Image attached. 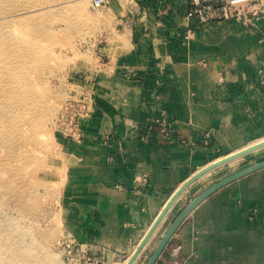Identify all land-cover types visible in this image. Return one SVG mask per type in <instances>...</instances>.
Listing matches in <instances>:
<instances>
[{"label":"crops","instance_id":"crops-1","mask_svg":"<svg viewBox=\"0 0 264 264\" xmlns=\"http://www.w3.org/2000/svg\"><path fill=\"white\" fill-rule=\"evenodd\" d=\"M189 3L106 6L114 26L94 48L84 139L68 141L64 213L103 264L138 249L133 264H147L185 208L169 226L165 209L264 162V18L205 23ZM154 264H264V165L204 197Z\"/></svg>","mask_w":264,"mask_h":264},{"label":"rangeland","instance_id":"rangeland-1","mask_svg":"<svg viewBox=\"0 0 264 264\" xmlns=\"http://www.w3.org/2000/svg\"><path fill=\"white\" fill-rule=\"evenodd\" d=\"M106 8L91 0H0V22L17 26L5 33L29 42L40 58L30 63L17 50L0 60V129L16 135L13 145L0 141V264H75L63 241L73 202L68 126L79 117L76 99L89 92L100 32L114 26ZM184 201L164 210L167 226L191 202Z\"/></svg>","mask_w":264,"mask_h":264},{"label":"built area","instance_id":"built-area-1","mask_svg":"<svg viewBox=\"0 0 264 264\" xmlns=\"http://www.w3.org/2000/svg\"><path fill=\"white\" fill-rule=\"evenodd\" d=\"M95 7H106L109 0H91ZM188 18H197L202 22L209 23L214 20L234 19L245 23H252L255 19L264 18L263 0H190L186 13ZM93 97L90 93H82L76 99L74 107L78 118L68 126L69 135L81 142L84 139L83 127L80 123L82 117L88 118L93 113ZM75 117V116H74ZM68 256L75 264H103L102 260L92 255L83 247L75 237L66 232L63 236Z\"/></svg>","mask_w":264,"mask_h":264},{"label":"bare ground","instance_id":"bare-ground-1","mask_svg":"<svg viewBox=\"0 0 264 264\" xmlns=\"http://www.w3.org/2000/svg\"><path fill=\"white\" fill-rule=\"evenodd\" d=\"M12 8L11 7H4L1 10L4 9L3 12H6L7 13ZM14 9H12V10H14ZM5 17H7V16H5ZM5 17H3V18H5ZM9 17H10V15H9ZM3 20H5V19H3ZM8 22H9V24H7ZM15 23L16 22L13 21V23L11 24V21L10 20L9 21H4V22L2 21V23L0 22V49L3 48V52L0 51V60H3L8 55H11V57H12V56H15V54L16 55L21 54V55H25L26 58L30 61V63L32 62L33 64H37V61H39L40 58L36 56V50H35V47L34 46L31 47L32 45H30L29 42L22 41L18 37H14L13 35H8L7 33H5V31H4L5 28H8L9 26L10 27L13 26V28L15 30V28L17 27V26H14ZM14 30L12 32H14ZM17 50H18V53L19 54L16 53ZM9 74H10V72H8L6 75H9ZM1 92H5V91H1ZM0 96H4V95H1V93H0ZM2 113H3V115L5 114V112H2ZM11 128H13V127H11ZM14 136H16V135H14L13 132H9L8 130H2V129H0V141L1 142H4V141H7L8 142L9 141L13 145V142L15 140V137ZM12 148H13V146H12ZM26 159H29V158H26ZM1 167H2V164H0V168ZM2 169H3V167H2Z\"/></svg>","mask_w":264,"mask_h":264},{"label":"water","instance_id":"water-1","mask_svg":"<svg viewBox=\"0 0 264 264\" xmlns=\"http://www.w3.org/2000/svg\"><path fill=\"white\" fill-rule=\"evenodd\" d=\"M260 145H264V141L258 143V145H256L255 147H258ZM253 148V147H252ZM250 150V149H248ZM264 165V162L262 163H258L255 166H252L240 173L234 174L228 178H226L225 180L215 184L214 186H212L211 188H209L208 190L204 191L203 193H201L199 196H197L193 201L189 202L188 205L185 207V209L177 216V218L174 220V222L172 223V225L169 227V229L167 230V232L165 233V235L163 236L160 244L158 245V247L156 248V250L154 251V253L152 254L151 258L149 259L147 264H154L156 262V260L158 259L160 253L162 252V250L164 249V247L166 246L167 242L169 241L170 237L172 236L173 232L175 231V229L178 227V225L180 224V222L184 219V217L204 198L206 197L209 193H211L213 190H215L216 188L222 186L223 184L245 174L248 173L256 168H259L261 166ZM140 252V249H138L136 251V253L134 254V256L128 261L127 264H133L136 256L138 255V253Z\"/></svg>","mask_w":264,"mask_h":264}]
</instances>
